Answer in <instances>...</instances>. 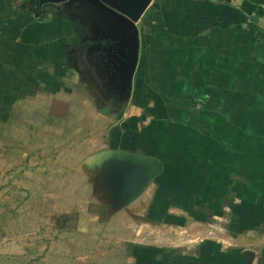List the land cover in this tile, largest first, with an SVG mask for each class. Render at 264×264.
Listing matches in <instances>:
<instances>
[{
  "label": "crops",
  "instance_id": "0c3cea01",
  "mask_svg": "<svg viewBox=\"0 0 264 264\" xmlns=\"http://www.w3.org/2000/svg\"><path fill=\"white\" fill-rule=\"evenodd\" d=\"M69 2L0 0V233L38 264H264V0H160L127 86L123 26ZM117 150L163 164L129 201Z\"/></svg>",
  "mask_w": 264,
  "mask_h": 264
},
{
  "label": "water",
  "instance_id": "95a60500",
  "mask_svg": "<svg viewBox=\"0 0 264 264\" xmlns=\"http://www.w3.org/2000/svg\"><path fill=\"white\" fill-rule=\"evenodd\" d=\"M45 2L58 4L69 2L70 0H44ZM99 4L108 8L112 13L107 24L113 25L117 22L121 24L123 49L120 51L119 62L117 63L115 76L124 86H127L132 80L133 71L135 68L136 55H131L128 52V47L133 44H138V32L136 23L141 19L148 8L161 7L160 0H95ZM114 15V17H113ZM118 64L119 67H118ZM117 80V81H119ZM118 83V82H117ZM116 105V100L113 101ZM116 166V172L120 174L113 175L112 184L122 185L124 188L123 197L126 201L132 200L140 196L147 188L149 183L158 175L162 169L161 161L154 157H149L137 153L124 151H109L108 152ZM111 182V181H110ZM120 182V183H119ZM120 185V187H121Z\"/></svg>",
  "mask_w": 264,
  "mask_h": 264
},
{
  "label": "rangeland",
  "instance_id": "374dc122",
  "mask_svg": "<svg viewBox=\"0 0 264 264\" xmlns=\"http://www.w3.org/2000/svg\"><path fill=\"white\" fill-rule=\"evenodd\" d=\"M69 3L70 2L62 3V4H59V6L69 5ZM74 7L77 10H83V11L87 10L81 4H77ZM86 13L88 14V12H86ZM120 31H122V30L120 29ZM113 43H115V44H113ZM113 43L112 44H113L114 48L116 49L115 50L116 51V57L118 59L119 58L121 59L122 57H120L121 56L120 55V51L123 49V47H119L118 43L115 42V41ZM119 65L120 64H118V67H119ZM104 96H105V98H107L109 100V102L111 101L110 98L112 97V95L110 97L108 95H104ZM113 96H115V95H113ZM110 184H111V182H110ZM23 185H21V188H20V190L18 192L19 194L17 196H16L15 193L12 192L10 194V197H13V198H16V199H19V200H21L22 198H25V182H24ZM6 192L8 193V191H6ZM24 202H25V200H24ZM24 211H25V208H24ZM8 212L10 214V215L9 214L8 215L11 217L12 221H15L18 218L17 215L20 214L19 207L16 208L14 206L8 207ZM18 222H19L18 225H20L21 224L20 221H18ZM35 226H36V224H35ZM0 229H3V228L0 227ZM17 229H19V231H17ZM10 231H12V232L16 231L18 236L14 235V234L11 235L10 233L9 234H6V233H2L1 234L0 233V264H38L39 259L42 258L43 255H39L38 254V249L39 248H38L37 244L33 245V246L31 245L32 248L29 251L25 250V248H24L25 252H24V254H22L21 253V251H22V248H21L22 241H24V245H25V241H27V240L23 239L22 237L19 236V234H21L20 231H22L21 228L13 227L12 229H10ZM5 236H7V238ZM5 241H7V242H5ZM34 241H37V240H34ZM2 242L8 243V245H9V243H13L12 244L13 247L9 248L10 246H8V247L5 248V246H2ZM5 243H3V244H5ZM40 245H42V244H40ZM48 245L51 246L50 244H48ZM7 250H8V252H5ZM9 250H11V251H9ZM51 251H54L53 247L51 248Z\"/></svg>",
  "mask_w": 264,
  "mask_h": 264
},
{
  "label": "flooded vegetation",
  "instance_id": "af4514ba",
  "mask_svg": "<svg viewBox=\"0 0 264 264\" xmlns=\"http://www.w3.org/2000/svg\"><path fill=\"white\" fill-rule=\"evenodd\" d=\"M63 3H66V2H63ZM59 4H62V3L53 4V3L45 2L44 0H25V6H27L28 8H30L31 10L36 11V12H43L44 13L45 11H47V9H49L51 7H54V8L61 7V8H63V12H65L64 10H66V9L68 11L69 5H65L64 4L65 6H63V5L59 6ZM114 53L116 55V51ZM114 95H115L114 96V98H115L114 100H116V105H114V103H113L114 100H112V106H118L119 100L122 99L124 97V95H125L124 91L123 90L119 91L118 94H114Z\"/></svg>",
  "mask_w": 264,
  "mask_h": 264
}]
</instances>
